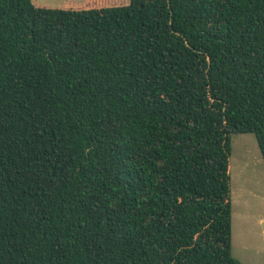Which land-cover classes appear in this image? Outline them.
I'll use <instances>...</instances> for the list:
<instances>
[{"label": "trees", "instance_id": "obj_1", "mask_svg": "<svg viewBox=\"0 0 264 264\" xmlns=\"http://www.w3.org/2000/svg\"><path fill=\"white\" fill-rule=\"evenodd\" d=\"M0 0V264H240L231 137L264 161V0Z\"/></svg>", "mask_w": 264, "mask_h": 264}, {"label": "rangeland", "instance_id": "obj_2", "mask_svg": "<svg viewBox=\"0 0 264 264\" xmlns=\"http://www.w3.org/2000/svg\"><path fill=\"white\" fill-rule=\"evenodd\" d=\"M37 7H81L84 0H32ZM129 0H109L122 6ZM231 254L240 264H264V161L252 134L231 137L228 160Z\"/></svg>", "mask_w": 264, "mask_h": 264}]
</instances>
